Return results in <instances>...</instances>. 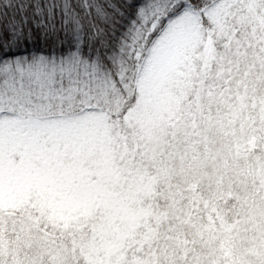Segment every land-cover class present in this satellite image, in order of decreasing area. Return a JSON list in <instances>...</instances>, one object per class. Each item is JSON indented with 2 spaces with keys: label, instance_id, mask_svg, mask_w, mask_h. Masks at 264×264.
I'll return each mask as SVG.
<instances>
[{
  "label": "snow or ice",
  "instance_id": "6c2138e0",
  "mask_svg": "<svg viewBox=\"0 0 264 264\" xmlns=\"http://www.w3.org/2000/svg\"><path fill=\"white\" fill-rule=\"evenodd\" d=\"M0 264H264V0H0Z\"/></svg>",
  "mask_w": 264,
  "mask_h": 264
}]
</instances>
